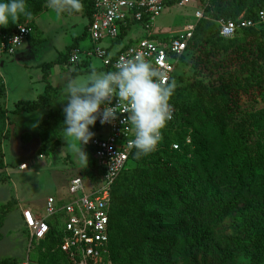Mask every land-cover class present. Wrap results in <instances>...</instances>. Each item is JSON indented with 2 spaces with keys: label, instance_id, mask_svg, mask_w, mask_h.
<instances>
[{
  "label": "rangeland",
  "instance_id": "rangeland-1",
  "mask_svg": "<svg viewBox=\"0 0 264 264\" xmlns=\"http://www.w3.org/2000/svg\"><path fill=\"white\" fill-rule=\"evenodd\" d=\"M89 2L90 0H81L83 9L78 13L56 16L47 7V0L40 5L39 10L37 3L26 0L31 17L21 15L17 23L10 21L6 28L0 27V34L10 31L16 25L27 24L32 28L31 35L17 50V53L23 55L21 60H0V71L5 80L4 84L0 76V84H4L6 90L5 96L0 99V108L10 111L19 100H35L43 94L45 85L49 84L59 88L50 109L62 110L67 103L63 101L62 90L68 80L87 76L93 68L104 72L99 69V62L92 60L91 66L78 68V73L72 75L73 68L66 61L49 69L46 82L42 79L41 65L66 53V48L72 43V36L77 33L73 30L87 20L85 8ZM260 2L264 0H217L216 5L225 16L237 17L252 11L255 14L264 11V8L258 10ZM194 9V4L165 7L156 18L153 31L163 36L178 34L185 23L193 20ZM255 20L257 22V16ZM258 28L264 29V22ZM134 33L138 32L133 30L132 34ZM128 39L129 37L125 41ZM86 42L89 43L88 40ZM84 45V40H81L79 47H85ZM193 54L191 49L184 64L176 71L180 76L178 83L181 86L193 80ZM247 68L235 66L232 70L244 76ZM260 93L255 97V103L244 100L243 118L253 133L255 132V137L263 136L259 150L263 152L264 158V92ZM202 105L207 119H214V102L204 98ZM48 112V109H43L32 113H10L3 125L0 124V150L4 164L0 169V207L6 208L0 228V260L5 259L8 264H66L56 254L55 249L45 250L30 243L29 233L20 217L23 206L30 207L38 217H43L46 197L66 196L68 179L84 173L85 164L80 162L78 154L67 144L63 133L62 136L55 137L52 131L39 129L40 122L46 118ZM207 123V130L209 128L211 132V123ZM201 140L199 138L196 143ZM160 147L158 144L156 150L149 154L146 161L149 166L156 167V157L152 155L159 154ZM82 150L87 155L85 145H82ZM234 154L227 144L213 143L209 145L205 157L210 165L215 164L220 157L230 160L235 157ZM188 156L187 158H192V162H197L196 157L201 155L198 151L196 156ZM238 163L229 162L227 166L232 172L231 176L228 171L226 173L229 175L228 182L235 185L231 196L226 195V187L218 181H214V186L204 182L196 186L203 202L200 209L196 208L192 214V224L178 225L183 222L185 212L176 211L179 206H176L164 186L150 183L151 193L164 200L151 213V220L157 221V226L159 225L157 234L164 241V245L155 253L167 256L162 264H264V186L259 187L255 183L250 189H241ZM23 164L26 168L20 170ZM221 171L226 172L220 169L219 172ZM109 259L111 264H124V259L120 256L113 262L110 251Z\"/></svg>",
  "mask_w": 264,
  "mask_h": 264
},
{
  "label": "trees",
  "instance_id": "trees-1",
  "mask_svg": "<svg viewBox=\"0 0 264 264\" xmlns=\"http://www.w3.org/2000/svg\"><path fill=\"white\" fill-rule=\"evenodd\" d=\"M33 1L38 4L39 10L46 0ZM94 2L95 0H90L85 8L88 21L91 19ZM178 2L179 0H167L165 5L170 7ZM216 4L217 0H210L205 9V14L210 18H236L234 15L225 16ZM263 8L264 2H260L258 10ZM256 16L253 11L244 15L245 19L252 20ZM28 26L31 35L32 28ZM8 32L9 30L1 33L0 38ZM85 36L86 33H83L73 38L63 56L41 66L43 81L46 82L52 66L67 61L70 52L77 49L78 43ZM191 49L194 53V77L184 86L177 85L170 98L169 103L176 109V116L163 132L159 154L152 155L156 157V167L146 163L150 155L133 159L132 165L122 171L114 183L109 213V251L113 262L119 256L124 259V264H162L167 260V256L155 255L157 249L164 245V241L157 234L159 225L157 226V221L151 220V213L164 200L151 193V182L164 186L176 206H179L176 211L185 212L183 222L178 225L194 223L192 214L196 208L200 209L203 202L196 186L202 182L214 186V181H218L226 187V195L231 196L235 185L228 182V176L232 173L227 168L229 162H239L241 189H250L255 183L259 187L264 186V158L263 152L259 150L263 136L255 137V132L253 133L243 118L244 100L255 103V97L261 91L264 92V29L246 28L232 39H222L214 22L200 20L188 45V51ZM235 66H246L248 70L241 76L232 70ZM77 73L78 71H72V75ZM58 90L59 88L47 84L43 94L35 100H19L10 111L0 108V124L3 125L10 113H32L48 109L49 112L40 122L39 129L50 130L55 137L62 136L63 111L50 109ZM5 94L4 84H0V99ZM204 98L211 99L215 104L214 119H207L202 105ZM208 121L211 123V132L209 128L207 130ZM186 136H189L190 144H185ZM199 138L202 140L196 143ZM173 142L180 145L179 150L169 149ZM213 143L227 144L235 157L230 160L220 157L215 164L209 165L205 156L209 145ZM198 151L201 156L196 157L197 162L187 158L188 154L196 156ZM1 155L0 150V169L4 167ZM87 164L82 175L89 173ZM220 169L226 172L220 173ZM227 171L229 175L226 174ZM5 210L4 206L0 207V228ZM227 210L226 208L225 211ZM49 224L50 233L44 241L36 245L45 250L55 249L56 254L65 260L59 249L61 236L55 231V224ZM0 264H8V261L2 259Z\"/></svg>",
  "mask_w": 264,
  "mask_h": 264
},
{
  "label": "built area",
  "instance_id": "built-area-1",
  "mask_svg": "<svg viewBox=\"0 0 264 264\" xmlns=\"http://www.w3.org/2000/svg\"><path fill=\"white\" fill-rule=\"evenodd\" d=\"M166 1L95 0L85 32L89 47L72 50L67 65L77 70L97 60L99 69L108 72L115 71L118 62L140 56L160 68L179 85L180 76L176 71L187 59L188 45L200 20L214 22L222 39H232L244 29L256 28L264 22L263 10L257 13V22L245 19L244 15L235 19H212L205 14L210 0H179L177 4L180 6L195 5L193 20L185 23L178 34L163 36L155 33L153 28L156 18L167 7ZM21 28L25 30L21 31ZM133 30L138 33L132 34ZM30 32L29 26L23 24L2 34L0 59L13 56ZM17 36L20 37L19 44L12 42ZM127 37L129 39L125 41ZM106 104L108 102L101 104V111ZM117 104L118 98L113 97L108 105L117 106L115 120L102 125L98 118L94 125L89 126V130L94 133L85 145L89 173L69 178L66 196L46 197L43 217H38L28 206L20 209V217L29 233L30 243L44 241L50 233L49 223L55 224V231L61 236L59 249L67 264H111L109 213L112 189L120 173L132 165L136 151L128 149V141L134 139L135 129L130 123H123L127 117L126 106L123 102ZM171 108L172 119L162 129V137L167 125L176 116V109L173 105ZM184 140L185 144H190L189 136ZM169 149L177 151L180 145L173 142ZM25 168L24 164L20 166V170Z\"/></svg>",
  "mask_w": 264,
  "mask_h": 264
},
{
  "label": "clouds",
  "instance_id": "clouds-1",
  "mask_svg": "<svg viewBox=\"0 0 264 264\" xmlns=\"http://www.w3.org/2000/svg\"><path fill=\"white\" fill-rule=\"evenodd\" d=\"M47 7L61 16L82 11L83 4L81 0H47ZM21 15L29 18L32 15L26 0L0 2V27L6 28L10 21L17 23ZM12 42L21 43L20 37H14ZM115 68L108 72L93 68L87 76L68 80L62 90L63 101L67 102L62 109L63 136L83 164H87V155L82 145L94 136L89 126L98 118L102 125L116 119L117 106H108L113 97L118 98V104L123 102L126 106L127 117L123 123H130L135 129L134 139L128 141V149L136 150L134 159L156 150L162 129L172 119L169 101L177 87L174 79L140 56L122 60ZM105 102L108 104L101 111L100 106Z\"/></svg>",
  "mask_w": 264,
  "mask_h": 264
},
{
  "label": "crops",
  "instance_id": "crops-1",
  "mask_svg": "<svg viewBox=\"0 0 264 264\" xmlns=\"http://www.w3.org/2000/svg\"><path fill=\"white\" fill-rule=\"evenodd\" d=\"M87 24H88V20H84V22H82L81 23V25L78 27V28H75L74 30H73V32H77L76 33V35H74V36H72V38H75V37H79V36H81L83 33H85L86 32V28H87ZM87 41V39H86V36H85V39H84V43H85V47H79V43H78V46H77V48H82V49H84V48H88L89 47V43L88 42H86ZM86 43H88V44H86ZM87 45V46H86ZM33 46H35V45H33ZM23 54L25 55L26 53L25 52H23ZM16 55V56H15ZM21 56H23V55H21V53H15L13 56H10V57H7V58H2V59H0V60H8L9 58H11V60L12 61H19V60H21ZM23 61V60H22ZM54 61V60H53ZM43 65V64H42ZM41 65V66H42ZM87 66H91V63L88 65L87 64ZM86 68V67H85ZM73 71H78V69L76 70V69H74L73 68ZM0 76H1V78H2V81H3V83H4V76H3V74L1 73V71H0ZM49 76V75H48ZM48 79V78H47ZM5 84V83H4ZM45 88V87H44ZM5 92H6V90H5ZM23 101V100H22ZM14 103V102H13ZM50 196H56V195H50ZM61 195H58V196H56V197H60ZM44 202H45V200H44Z\"/></svg>",
  "mask_w": 264,
  "mask_h": 264
}]
</instances>
